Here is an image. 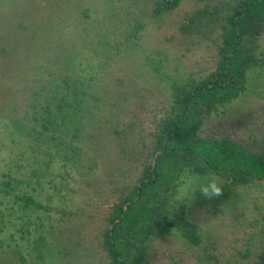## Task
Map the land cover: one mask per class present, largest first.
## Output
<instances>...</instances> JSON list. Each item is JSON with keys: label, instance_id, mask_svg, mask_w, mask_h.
Segmentation results:
<instances>
[{"label": "rangeland", "instance_id": "374dc122", "mask_svg": "<svg viewBox=\"0 0 264 264\" xmlns=\"http://www.w3.org/2000/svg\"><path fill=\"white\" fill-rule=\"evenodd\" d=\"M237 1L180 0L157 14L163 0H0V264H110L108 219L154 164L172 84L203 79L219 61L217 34L182 27L199 9L227 14ZM257 50L264 57V37ZM200 136L264 154V68ZM6 172L42 208L14 197L2 206ZM186 205L202 245L155 239L147 264H264V187L224 184Z\"/></svg>", "mask_w": 264, "mask_h": 264}, {"label": "trees", "instance_id": "16d2710c", "mask_svg": "<svg viewBox=\"0 0 264 264\" xmlns=\"http://www.w3.org/2000/svg\"><path fill=\"white\" fill-rule=\"evenodd\" d=\"M179 3L163 0L155 12L175 10ZM182 31L192 36L217 34L219 61L203 79L190 77L172 84V104L155 136L154 164L108 219L110 228L103 235L102 247L110 264H147L150 244L158 238L178 237L195 247L202 245L201 228L189 220L187 205L178 198L186 172L223 177L229 188L264 187V154L232 140L200 136L207 121L244 96L250 72L264 68V57L257 50L264 37V0H238L227 14L219 7L199 9L187 18ZM10 177L3 173L2 206L14 197L24 210L42 208L27 194L17 192L22 181L16 180L14 187ZM177 203L181 204L171 213ZM4 221L5 212L0 211V222ZM28 225H23L27 233ZM33 244L42 258L40 241Z\"/></svg>", "mask_w": 264, "mask_h": 264}, {"label": "clouds", "instance_id": "9594fccd", "mask_svg": "<svg viewBox=\"0 0 264 264\" xmlns=\"http://www.w3.org/2000/svg\"><path fill=\"white\" fill-rule=\"evenodd\" d=\"M185 179L187 181L185 185V197L186 201L183 204L190 203L194 195L199 193L205 198L211 199L222 194L224 189L223 177L210 174L207 177L192 176L189 173H185ZM181 203L174 205L171 213L177 208Z\"/></svg>", "mask_w": 264, "mask_h": 264}]
</instances>
